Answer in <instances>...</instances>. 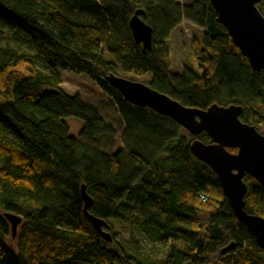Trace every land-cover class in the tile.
I'll use <instances>...</instances> for the list:
<instances>
[{
	"label": "trees",
	"instance_id": "16d2710c",
	"mask_svg": "<svg viewBox=\"0 0 264 264\" xmlns=\"http://www.w3.org/2000/svg\"><path fill=\"white\" fill-rule=\"evenodd\" d=\"M256 8L264 17V0ZM136 10L152 29L149 51L128 29ZM183 21L204 35L189 40L173 75L166 41ZM57 69L85 74L112 102L120 149L99 147L115 133L112 124L78 94L63 93ZM110 73L185 107L240 105L241 122L264 125V71L250 69L208 0L188 8L176 0H0V211L22 217L11 247L0 216V264H138L118 242L105 246L83 215L81 185L89 214L134 226L167 250L159 264H264L215 174L189 151L193 139L209 137L184 135L169 118L127 103L106 82ZM67 117L82 123L76 137ZM243 182L245 211L264 218V188L247 175ZM231 242L234 250L220 254Z\"/></svg>",
	"mask_w": 264,
	"mask_h": 264
},
{
	"label": "water",
	"instance_id": "95a60500",
	"mask_svg": "<svg viewBox=\"0 0 264 264\" xmlns=\"http://www.w3.org/2000/svg\"><path fill=\"white\" fill-rule=\"evenodd\" d=\"M260 1L208 0L217 22L224 27L240 55L247 59L250 69L256 72L264 71V17L256 8ZM142 14V10L133 13L128 20V29L134 43L145 52L151 47L152 29L142 21ZM105 80L127 103L146 107L169 118L192 137L202 133L209 137V143L193 139L189 151L215 174L236 221L253 236L258 248L264 250V218L245 211L246 185L243 182V177L247 175L264 188V134L239 120L242 107L211 104L204 110L195 109L185 107L140 82L111 73L105 76ZM227 149H234L235 152L231 153ZM79 191L83 215L101 240L111 243L112 238L107 231L109 226L87 211L92 200L85 192L84 185L80 186ZM3 218L9 224L11 238H15L22 217L4 212ZM233 250L234 243L231 242L220 250V254Z\"/></svg>",
	"mask_w": 264,
	"mask_h": 264
},
{
	"label": "rangeland",
	"instance_id": "374dc122",
	"mask_svg": "<svg viewBox=\"0 0 264 264\" xmlns=\"http://www.w3.org/2000/svg\"><path fill=\"white\" fill-rule=\"evenodd\" d=\"M176 2L181 7L188 8L192 6L194 0H176ZM68 15L71 18L82 21H89L91 19L87 15H76L71 13ZM203 35V29L186 21L181 22L169 34L166 45L170 53L171 74L176 75L180 73L182 59L189 40L195 39L198 42H202ZM103 37H107V34H104ZM36 66L41 69L43 68L41 60L37 59ZM56 72L61 80L60 89L63 93L69 96L78 94L86 103L96 106L103 119L107 123L112 124L115 133L108 139L100 137L98 139L99 147L109 152H115L120 149L121 144L119 137L122 132L123 125L112 102L102 95L95 83L87 78L85 74H75L70 71L60 69H57ZM64 122L68 127L69 135L76 137L82 126L81 121L73 117H67L64 118ZM255 129L259 133L264 134V125ZM183 134L186 135L187 133L183 131ZM0 216L3 217L2 211H0ZM107 225L109 226L107 231L112 240L122 245L128 254L136 257L135 259L138 264H159L166 259L168 255L167 250L159 247L157 244L148 242L136 227L114 221H108ZM8 243L11 247H13L15 243L14 238L8 240ZM110 244L111 243H106L105 246L109 248Z\"/></svg>",
	"mask_w": 264,
	"mask_h": 264
},
{
	"label": "built area",
	"instance_id": "2783aa9c",
	"mask_svg": "<svg viewBox=\"0 0 264 264\" xmlns=\"http://www.w3.org/2000/svg\"><path fill=\"white\" fill-rule=\"evenodd\" d=\"M199 197H200V199H201L202 201L205 200V198H204L202 195H200Z\"/></svg>",
	"mask_w": 264,
	"mask_h": 264
}]
</instances>
